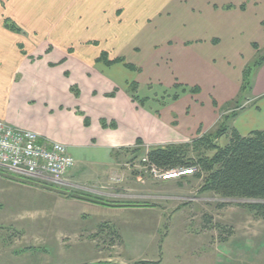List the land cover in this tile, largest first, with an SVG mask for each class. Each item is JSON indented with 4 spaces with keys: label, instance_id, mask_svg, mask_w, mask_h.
<instances>
[{
    "label": "rangeland",
    "instance_id": "obj_1",
    "mask_svg": "<svg viewBox=\"0 0 264 264\" xmlns=\"http://www.w3.org/2000/svg\"><path fill=\"white\" fill-rule=\"evenodd\" d=\"M238 1L140 0L135 13L117 25L108 15L117 37H109L104 44L112 57H124L139 67L140 71L131 73L146 83H139L137 96L149 98L146 106L156 107L160 115L176 101L171 99L175 88L147 77V45L162 52L170 40L177 43L215 34L226 39L228 33L220 34L205 21L208 6L214 2L229 10L227 6ZM257 1L260 10L255 17L260 20L249 23L239 35L242 45L249 46L255 36L264 44V0ZM90 32H97V27ZM130 44L139 45L141 52L128 50ZM98 49L92 46L90 53L98 54ZM263 54L264 46H260L256 60ZM160 64L171 65V61L151 63L157 69ZM247 94L220 108L211 131L189 139L179 136L163 145L147 146L142 141L139 147L136 143L129 150H118L113 162L102 169L75 165L77 176L69 174L66 184L34 179L0 166V264H264V218L244 206L250 201L205 190L206 174L199 169L192 176L166 181L147 164L148 151L166 145L186 146L185 158H198L195 141L216 132L222 123L233 128V115L245 107ZM228 142L227 136L214 140L220 146ZM136 148L141 150L134 151ZM214 153L206 151L209 156ZM84 196L121 210L86 205ZM103 223L114 225L118 232L121 229L125 243L110 229L100 231Z\"/></svg>",
    "mask_w": 264,
    "mask_h": 264
},
{
    "label": "crops",
    "instance_id": "obj_2",
    "mask_svg": "<svg viewBox=\"0 0 264 264\" xmlns=\"http://www.w3.org/2000/svg\"><path fill=\"white\" fill-rule=\"evenodd\" d=\"M211 3L205 21L230 37L170 40L162 52L147 45L148 78L161 80L166 88L176 83L200 88L199 94L180 96L158 115L156 107H142L128 93L129 83H146L131 73L137 71L123 63L98 62L102 51L110 59L129 62L112 57L104 40L117 37L109 16L117 25L135 13L140 0H0V120L36 132L41 142L67 145L75 165L84 169H102L113 162L117 150L136 145L138 139L147 146L163 145L179 136L189 139L211 131L220 108L242 98L244 71L258 56L254 44L258 49L264 46L258 36L249 46L239 37L249 23L260 20L255 17L260 2H230L234 8L229 10ZM6 20L19 30L8 28ZM93 26L97 32H90ZM92 46L99 47L98 54L90 53ZM128 50L136 54L141 47L130 44ZM166 59L171 65L160 64L159 69L151 65ZM110 93L116 95L109 97ZM247 95L245 107L231 123L243 136L264 130V63L251 73ZM75 169L72 178L77 176ZM83 198L94 208L109 207ZM119 233L125 243L121 229Z\"/></svg>",
    "mask_w": 264,
    "mask_h": 264
},
{
    "label": "trees",
    "instance_id": "obj_3",
    "mask_svg": "<svg viewBox=\"0 0 264 264\" xmlns=\"http://www.w3.org/2000/svg\"><path fill=\"white\" fill-rule=\"evenodd\" d=\"M227 8H233L232 5ZM6 26L12 30H19L14 23L6 20ZM254 48L260 49L254 44ZM98 62H103L107 66H112L116 63H123L126 67L134 71H140L139 67L126 62L123 58L110 59L106 51H102ZM264 63V54L253 63L254 69ZM251 66V65H250ZM250 66L244 71V79L242 85V95L249 93L251 89V74ZM252 67V68H253ZM175 93L171 99L177 100L182 94L192 93L198 94L200 88L198 86H188L182 83L174 85ZM72 90L79 95L77 89ZM140 90L139 82H131L128 84V93L131 94L133 101L140 106H146V100L149 98H140L137 96ZM116 93L108 94L109 97H114ZM237 113H234L233 117ZM86 124L89 119L86 117ZM102 126L107 127L109 124L105 119L101 120ZM111 127L116 125L110 124ZM216 132L202 135L196 140L195 148L198 151L199 157L196 159H186V146L181 145H166L154 147L147 153V164L169 171L180 167H195L206 174L204 181V189L225 198H243L256 200L255 202L247 203L244 206L255 213L257 216L264 218V130L251 132L249 135L243 136L234 127H229L226 123H222ZM223 136H229L230 140L225 146H220L214 143V140ZM194 142V143H195ZM138 146L142 145V140H137ZM129 150L124 147L121 150ZM135 149L134 151H140ZM213 150L215 153L212 156L206 154V151ZM118 150L114 154L117 155ZM199 174V173H198ZM188 177V176H184ZM183 178V177H182ZM89 198V197H87ZM97 202H102L98 199L89 198ZM100 231L110 229V232L116 236L117 240L122 242V236L114 225L103 223L99 226ZM97 264H114L110 262H99ZM145 264V263H144Z\"/></svg>",
    "mask_w": 264,
    "mask_h": 264
},
{
    "label": "built area",
    "instance_id": "obj_4",
    "mask_svg": "<svg viewBox=\"0 0 264 264\" xmlns=\"http://www.w3.org/2000/svg\"><path fill=\"white\" fill-rule=\"evenodd\" d=\"M75 164L67 145L56 141L41 142L36 132L18 129L0 120V166L3 168L34 179L66 184ZM152 170L159 178L169 181L192 176L198 168L165 171L152 166Z\"/></svg>",
    "mask_w": 264,
    "mask_h": 264
},
{
    "label": "water",
    "instance_id": "obj_5",
    "mask_svg": "<svg viewBox=\"0 0 264 264\" xmlns=\"http://www.w3.org/2000/svg\"><path fill=\"white\" fill-rule=\"evenodd\" d=\"M246 200H248L250 202H255L256 201V200H251V199H246ZM92 264H97V263H92Z\"/></svg>",
    "mask_w": 264,
    "mask_h": 264
}]
</instances>
